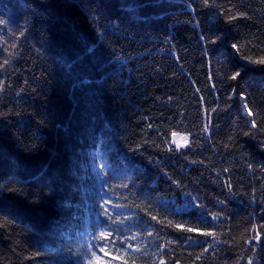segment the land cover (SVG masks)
I'll list each match as a JSON object with an SVG mask.
<instances>
[{
	"label": "trees",
	"instance_id": "16d2710c",
	"mask_svg": "<svg viewBox=\"0 0 264 264\" xmlns=\"http://www.w3.org/2000/svg\"><path fill=\"white\" fill-rule=\"evenodd\" d=\"M0 21V264H264V0H0Z\"/></svg>",
	"mask_w": 264,
	"mask_h": 264
},
{
	"label": "snow or ice",
	"instance_id": "6c2138e0",
	"mask_svg": "<svg viewBox=\"0 0 264 264\" xmlns=\"http://www.w3.org/2000/svg\"><path fill=\"white\" fill-rule=\"evenodd\" d=\"M207 2H208V0H205V3H207ZM229 19H235V17H229ZM3 23H4V21H0V24H3ZM231 47H232V49L239 51V46L237 44L233 43L231 45ZM245 59L252 64L264 66V57H261L259 59H252L251 57H245ZM4 63L7 64L8 61L6 60V61H4ZM239 76H240V72L237 71L230 77V79L237 80L239 78ZM247 107H248L247 104H245L246 109H247ZM247 114L249 116H251L252 115L251 110H248ZM252 124H253V126H255L254 120L252 121ZM205 130H207V126H205ZM172 136H173V138H175L177 136V133L173 132ZM182 139L184 141L183 144H181L179 141H176L175 139H173V141H172L175 144V147L177 150H179L181 147L187 146V143H188L187 137H183ZM169 150H171V149H169ZM101 167H103V165H101ZM124 187H127V185H124ZM105 212H107V209H105ZM152 219H156V217L153 216ZM213 219H216V217H213ZM177 227H180V225H177ZM188 230L192 231V229H188ZM100 235L103 239H108V237L110 236V233L106 234L104 232H101ZM149 235H151V233H149ZM203 235L213 236V233L205 232V233H203ZM259 238H260V233L257 232L256 236L253 237V239L258 241ZM132 239H134V237ZM246 243L251 244L252 240L250 239V240L246 241ZM120 247L121 248L125 247V244L123 241L120 243ZM93 249L94 250L91 251V254H90V257L88 258L87 264H117V259H118L117 256L111 255L107 251L106 248L100 247L98 250H95V246H93ZM127 249L133 253H137V252L141 251L139 247H134L133 244L130 242L127 243ZM197 259H199V257H197ZM119 264H128V261L121 258L119 260ZM133 264H134V261H133ZM160 264H165V261L163 259H161ZM248 264H253V261L251 259H249Z\"/></svg>",
	"mask_w": 264,
	"mask_h": 264
},
{
	"label": "rangeland",
	"instance_id": "374dc122",
	"mask_svg": "<svg viewBox=\"0 0 264 264\" xmlns=\"http://www.w3.org/2000/svg\"><path fill=\"white\" fill-rule=\"evenodd\" d=\"M183 137H185V136H176L175 138H173V137L172 138L175 139L176 141H179L181 144H183V142H184L183 139H182ZM173 139H172V141H173Z\"/></svg>",
	"mask_w": 264,
	"mask_h": 264
}]
</instances>
